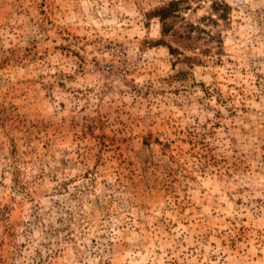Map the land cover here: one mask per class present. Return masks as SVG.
I'll return each instance as SVG.
<instances>
[{"label":"rangeland","instance_id":"obj_1","mask_svg":"<svg viewBox=\"0 0 264 264\" xmlns=\"http://www.w3.org/2000/svg\"><path fill=\"white\" fill-rule=\"evenodd\" d=\"M170 1L0 0V264H264V0Z\"/></svg>","mask_w":264,"mask_h":264},{"label":"trees","instance_id":"obj_2","mask_svg":"<svg viewBox=\"0 0 264 264\" xmlns=\"http://www.w3.org/2000/svg\"><path fill=\"white\" fill-rule=\"evenodd\" d=\"M188 1L186 0H171L170 2H168L167 4L157 8L156 10H153L152 12H150L147 17L150 18H156L159 20L160 24H161V34L163 36L168 35L172 30H173V22H175L177 19H181L182 18V13L183 11H185L187 9L186 5ZM211 12L213 13V15L217 16L220 20H225L226 18V13H227V5L222 3V2H218V1H212V5H211ZM209 20H213L212 17L209 18ZM207 32H205L204 29H202V27L199 26H194V25H188V32H187V37L186 39L188 41H195V39H200L203 34H206ZM192 34H195V37H191ZM207 37H209V39L212 37V40H217L215 41L217 44H221V40L219 37H214L211 36L209 33H207ZM163 41H157L154 45H163ZM190 46V43H188ZM169 53L171 55H175L178 54V50L173 48L170 45H166ZM220 47V46H218Z\"/></svg>","mask_w":264,"mask_h":264}]
</instances>
